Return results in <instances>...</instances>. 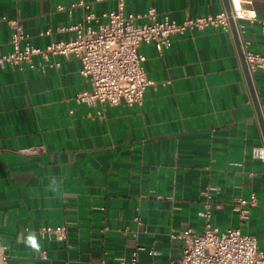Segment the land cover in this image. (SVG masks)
I'll return each instance as SVG.
<instances>
[{
  "label": "crops",
  "instance_id": "obj_1",
  "mask_svg": "<svg viewBox=\"0 0 264 264\" xmlns=\"http://www.w3.org/2000/svg\"><path fill=\"white\" fill-rule=\"evenodd\" d=\"M72 1L0 0V52L12 48L3 16L18 18L36 46L70 38L60 28L86 12H70ZM246 1L264 20V0ZM151 6L178 21L226 8L224 0H126L127 12ZM93 7L101 14L116 1ZM240 21L242 47L264 53L261 24ZM140 49L155 83L143 104L108 105L102 116L75 98L91 84L74 55L57 56L61 65L45 72L0 66V233L9 264H123L134 252L136 264H169L184 246L172 234L203 230L208 191L221 204L215 223L256 235L264 250V158L253 156L264 131L233 32L192 30L162 51ZM251 75L264 118V69ZM252 193L258 202L242 223L233 201ZM59 224L65 239L42 233Z\"/></svg>",
  "mask_w": 264,
  "mask_h": 264
},
{
  "label": "built area",
  "instance_id": "obj_2",
  "mask_svg": "<svg viewBox=\"0 0 264 264\" xmlns=\"http://www.w3.org/2000/svg\"><path fill=\"white\" fill-rule=\"evenodd\" d=\"M100 1L103 0H94ZM115 1V8L101 14L95 12L91 0L72 1L67 6L70 12L78 7L86 10L81 20L60 28L73 32V35L68 39H52L44 47L32 43L30 34L18 18L3 16L12 29V48L0 52V66L45 72L48 68L61 65L57 56L74 55L81 60L80 71L91 84L90 88L79 90L75 98L89 106H99L98 115L102 116L108 105L143 104L147 87L155 83L147 74L144 65L146 55L140 49L142 45L153 43L162 51L172 45L175 34L203 31L210 27L232 32V20L240 35L245 30V24L240 21L242 19L258 21L264 33V20L258 17L256 8L246 0H229V10L224 8L214 14L187 16L181 21L168 13L159 12L155 6L144 13L127 12L126 0ZM45 33L50 34L51 30ZM243 50L250 72L264 69V53ZM253 156L264 158V146H254ZM211 188L219 189L218 186ZM257 202L256 193L249 198L237 197L233 201V208L239 212L242 223L249 218L251 208ZM219 207L221 204L212 199L211 192H206V199L199 211L204 219L203 230L187 227L173 233V236L182 238L184 246L181 255L169 264H264V250L260 248L256 235L242 231L241 227L221 229L215 223L213 214ZM42 233L49 239L62 240L67 237V226L47 225ZM8 249L9 245L3 242L0 233V264H9L11 254ZM153 252L157 253L156 250ZM41 255L48 257L45 251ZM121 262L136 264L137 252H134L131 260L122 258Z\"/></svg>",
  "mask_w": 264,
  "mask_h": 264
},
{
  "label": "water",
  "instance_id": "obj_3",
  "mask_svg": "<svg viewBox=\"0 0 264 264\" xmlns=\"http://www.w3.org/2000/svg\"><path fill=\"white\" fill-rule=\"evenodd\" d=\"M224 1H225L226 9L229 10L230 9L229 0H224ZM231 26H232V32L234 34L236 43H237L238 48H239V52H240V55H241V58H242V62H243L244 70H245V73H246V77L248 79L249 86H250L251 92H252V96L254 98V101H255V104H256V108H257V112H258V115H259V118H260V121H261V124H262V127H263V131H264V118H263L262 110H261V107H260V104H259V101H258V97H257L256 91H255V88H254V84H253V80H252V75H251V72H250V70L248 68L247 61L245 59L244 50H243V47H242V44H241V41H240L239 34L237 32L234 20L231 21Z\"/></svg>",
  "mask_w": 264,
  "mask_h": 264
},
{
  "label": "clouds",
  "instance_id": "obj_4",
  "mask_svg": "<svg viewBox=\"0 0 264 264\" xmlns=\"http://www.w3.org/2000/svg\"><path fill=\"white\" fill-rule=\"evenodd\" d=\"M29 242H30V244H31V246L32 247H38V245L36 244V241H35V238L34 237H32V236H30L29 238Z\"/></svg>",
  "mask_w": 264,
  "mask_h": 264
}]
</instances>
